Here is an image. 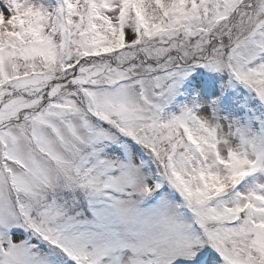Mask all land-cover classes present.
<instances>
[{"label": "snow or ice", "instance_id": "1", "mask_svg": "<svg viewBox=\"0 0 264 264\" xmlns=\"http://www.w3.org/2000/svg\"><path fill=\"white\" fill-rule=\"evenodd\" d=\"M0 264H264V0H0Z\"/></svg>", "mask_w": 264, "mask_h": 264}]
</instances>
